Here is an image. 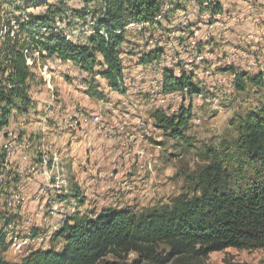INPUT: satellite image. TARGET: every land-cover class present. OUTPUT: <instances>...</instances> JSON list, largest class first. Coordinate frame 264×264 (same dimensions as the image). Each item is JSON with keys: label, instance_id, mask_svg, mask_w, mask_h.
I'll return each instance as SVG.
<instances>
[{"label": "trees", "instance_id": "1", "mask_svg": "<svg viewBox=\"0 0 264 264\" xmlns=\"http://www.w3.org/2000/svg\"><path fill=\"white\" fill-rule=\"evenodd\" d=\"M189 2L196 6L199 17L207 15L210 23L224 13L219 0H0V193L6 192V199L18 190L15 187L20 176L12 171L16 151H24L29 139H34L32 134L25 136L23 128L38 116V96L44 95L35 67L43 61H51L52 66L55 62L70 64L82 73L73 78L75 81L84 83L88 77H100L110 91L124 94L120 56L126 48L130 55L135 51L125 46L128 25L142 30L158 25L161 29L159 20L185 11ZM75 3L79 6H73ZM192 27L179 25L176 32L187 34ZM145 40V49H150L136 53V65L165 63V49L160 44L151 47L150 39ZM198 44L197 51L202 53L205 46L200 41ZM167 68L162 91L179 95L181 105L173 115L157 110L151 119L165 139L188 143L185 133L193 117L192 105L203 90L196 84L197 74L181 62ZM222 72L233 76L232 86L238 93L247 86L264 87V71L255 76L233 68H223ZM85 91L90 95L88 89ZM93 94L105 101L100 93ZM49 98L45 102L47 114ZM186 99L189 104L185 106ZM54 105L55 100L52 108ZM229 125L237 136L205 151V164L192 178L191 197L141 214L128 207L73 212L63 218L47 250H27L17 264H120L129 254L154 264H201L210 255L230 249H264V106L234 115ZM19 141H23L21 145ZM5 145L14 149L10 160ZM47 161L44 178L49 177ZM25 162H29V172L32 167L40 168L42 159ZM7 185L15 190H7ZM74 199L77 207L87 203L79 195ZM7 213L11 220L4 223V231L0 230V247L7 241L10 227L19 224L15 221L17 212ZM108 257L115 261H106ZM0 264L15 263L0 260Z\"/></svg>", "mask_w": 264, "mask_h": 264}, {"label": "rangeland", "instance_id": "2", "mask_svg": "<svg viewBox=\"0 0 264 264\" xmlns=\"http://www.w3.org/2000/svg\"><path fill=\"white\" fill-rule=\"evenodd\" d=\"M219 2L224 13L216 17L218 21L215 23H210V19L204 14L202 15L204 19H201L196 6L189 2L184 6V12L172 15L168 20L158 21L162 22L161 26L164 30H168L163 35L160 29L158 30V25L144 30L132 28V24L128 25L130 29L127 27V45L125 46L135 47L143 40L135 38L130 31L138 32L152 40H154L152 35L154 33L155 37L160 36L158 39L161 42H172L174 40L171 37L176 33L179 25L193 26L192 31L190 29L189 32L187 29L189 33L182 32L178 37L183 38L181 44L176 41L168 47L169 54L173 58L168 67L171 68L181 62L189 72H195L198 75L196 84L203 90L202 96L198 97L192 105L193 117L190 128L185 133L188 143L173 142L165 139L161 132L152 131L149 121L152 120L151 113L159 110L173 115L180 107L182 99L179 95L169 97L170 95L161 90V81L157 80L155 69L150 77L152 80L149 82L150 88L154 91L143 89L147 86V80L140 75L132 77L130 69L136 65V60L127 61L126 56L130 55L126 52L127 48L120 56L124 64L123 83H127L124 94L110 91L106 80L100 77L94 79L88 77L86 82L80 84V81L72 79L66 70L58 71V65L52 67L51 61L40 62L35 67L37 79L42 78L43 81L41 89L44 95L38 101V116L30 119L28 128L18 127L23 128L25 136L32 134L34 138L29 139L24 151L18 148L21 152L17 150L15 154L16 162L12 165V171L20 176L18 188L15 187L18 190L11 192L7 199L6 192L0 193V230L4 231V223L11 220L7 210L17 212L15 221L19 223L8 230L7 241L11 245H7L8 242L4 240V245L0 247V260L17 264L27 250L29 252L47 250L50 247V238L59 229L63 218L73 212H84L85 208H91L93 211L98 209L90 205H85L84 208L74 207L71 203L77 204V202L73 199L68 202L67 197H64L69 195L65 192L71 186H75L73 178L71 182L69 181L71 174L67 171L66 165H62L67 159L65 150L70 147L63 138L67 129L73 131L81 126L90 129L99 128L102 131L101 134H104L102 140H110L114 143L121 141L120 137L131 138L141 131H147L151 136L145 134L144 137L149 138L158 148L155 149L160 154L157 158L158 162L150 163L146 171L142 170L147 173L135 175L136 178L131 181L130 179L120 180L115 175L106 176L102 173L100 181L103 182V186L98 190L99 192L97 191L98 194L95 193L97 198H102L99 204H122L133 212L141 214L170 205L178 198L192 196L194 186L192 178L195 171L205 164L203 158L205 151L219 147L224 139H233L237 136L236 129L229 125L234 115H244L250 110L264 106V87L247 86L244 92L238 93L232 86L233 80L228 79L229 76L222 72L223 68H233L237 72L243 71L255 76L264 71V0H219ZM74 5L79 6V3ZM199 41L205 46L202 47V53L197 51ZM149 44L153 46L154 42ZM55 63L59 64V62ZM165 65L167 63H163L164 68L167 67ZM59 82L67 86L65 90H68L71 99L60 93L64 87L59 88L57 86ZM151 82H157L158 85H151ZM87 89L91 96L86 93L81 96L74 94ZM92 92L100 93L105 101L98 99ZM52 94L55 96H51ZM52 97L55 104H61V108L60 111H54L52 108L54 101H51L47 106L51 108L47 114L45 102L48 98L50 101ZM64 97H68L70 101L65 100ZM147 100L148 102H145ZM188 104L189 101L186 99L185 106ZM71 108H73L72 111H69ZM72 112L77 116H73ZM45 115L48 117L46 118ZM55 117L57 119L52 124V119ZM130 119L137 122V127L140 128L136 131L137 133L131 129L126 131L128 123L131 124V122L124 121ZM9 136L12 137L11 134ZM22 142L18 143L21 145ZM4 151L7 159L10 160L14 155V149L5 145ZM125 151L128 152V150ZM26 156L29 159L25 161L30 160V163L37 162L41 158V167L37 169L32 167L28 172L29 162L23 159ZM47 160H49V177L44 178ZM138 170L136 168V173ZM31 174L39 176L31 181L29 180L32 177ZM37 185H41L39 189ZM7 187L9 191L15 190L13 186L7 185ZM36 188L38 192L34 191ZM112 192L122 193L126 202L112 197ZM15 237L25 243L24 246H18L13 240ZM158 252L163 255V252ZM106 261L115 260L108 257ZM137 262L138 264H154L140 261L137 254L125 256L120 264H137ZM201 264H264V249L257 251L230 249L210 255Z\"/></svg>", "mask_w": 264, "mask_h": 264}, {"label": "crops", "instance_id": "3", "mask_svg": "<svg viewBox=\"0 0 264 264\" xmlns=\"http://www.w3.org/2000/svg\"><path fill=\"white\" fill-rule=\"evenodd\" d=\"M181 12H184V11H177L176 13L171 14L169 16V18L172 15H177V14H180ZM200 18L204 19L203 16H201ZM159 31L162 32L161 34L163 35L168 30H164V28L161 26V29ZM130 32H132L131 34L135 38H140L141 40H143L144 44L146 45L147 42L145 40L146 37H144V35H142L138 32H133V31H130ZM181 33H182L181 31H178L175 34L173 33L174 35L171 38L174 41H172V42H170V41L169 42L168 41L167 42H161L159 40L160 36L158 37L159 38L158 39L157 37H155L154 33L152 34L154 37V40H152V39L149 40V43L152 41L154 42V45L151 47H155L158 44H160V46H162L165 49L166 54H167L165 57V61H164L165 63H167V65H165V66H168L169 63H172V61H173L171 54H169V48H168L169 44L176 42L178 40L177 38L181 35ZM143 42H140L141 44H138V45H141L140 47H138L137 44H135L137 46H135V47L133 46L135 48V51L132 55L126 56L127 61L130 62L132 60L133 61L136 60V62H137L139 56L136 55V53L139 51H142V50L147 51L150 49V47H147L145 49V45L143 44ZM136 47H138V48H136ZM167 49H168V51H167ZM56 65H58L57 66L58 71L63 72L64 70H66L68 72L67 74L72 79L76 78L79 75H82V73L79 70H77L76 68H74L70 64H60L59 65V64L55 63V66ZM168 68H170V66ZM153 69H155V72H157V76H158L157 80L162 81L163 72H164L163 63L159 66H156V65H149V66L134 65L133 69L131 68L130 71H132V74H133L132 77L140 75L142 77L144 76L143 78L145 80H147V82H146L147 86H146V88H143V89L153 90L149 86L150 85L149 82L152 80L150 77L152 74H154ZM140 71H142V72H140ZM143 72H145V74H143ZM241 72H243V71H241ZM53 75H55V74H53ZM230 78L232 81L233 76L230 75L228 79H230ZM72 82H74V80ZM80 84H83V83H80ZM125 84H127V83H124V88L127 86ZM57 86L59 88L64 87V90H60V93L63 96H65V95H67L69 97L71 96L68 93V90H65V89H67L66 85H63L62 83L59 82V83H57ZM148 90H146V91H148ZM83 93L85 94V91L80 92V93L74 92L75 96H78V95L81 96V95H83ZM40 97H43V94L39 95L38 99H40ZM169 97H174V95L169 96ZM53 98L54 97L51 98V100L49 101L47 106L50 105L51 101H54ZM64 99L70 101L71 97H70V99H68V97H64ZM148 100L145 102H148ZM145 102H143V103H145ZM54 106H55L53 108L54 111H60L61 104H59V105L55 104ZM72 109L73 108H71L69 111H72ZM72 115L74 116L76 114L72 112ZM94 115L97 116V114H93V116ZM80 121H82V119ZM149 121L151 124L150 126L152 127V131L155 133H160L161 131L154 128L153 120H149ZM124 122L125 123L131 122V124L128 123V127H127L126 131H129V129H131V131H133V132L140 130V128L137 127L138 126L137 122L134 119H130L129 121H124ZM79 130H81V131H79ZM101 133H102V131L99 128H91L90 129L87 127H84V128L81 127L78 129V131H68L67 130L64 133L63 138H64L66 144L69 143L70 147H68L65 150L67 152V159L65 160L66 163L64 162L62 165H66L67 171L71 174L70 175L71 178H69V181L71 182V180L73 178V180L75 182V186H73V187L71 186V188L65 192V194H69V195L68 196L65 195L64 197H67L66 199L68 200V202H70L71 199L75 200L74 197L76 195H79L81 198H85L87 200L86 205H90L92 208L96 206V208H98V209L94 208V209H96V211H99V210L104 209V208H115V209L125 208L127 206H124L122 204L118 205L117 203L114 205H109V204H104V203L99 204L98 203L102 198H100V197L97 198V195H95V193L98 194V192H99L98 190L100 188H102V186H103V182L100 181V179H101L100 175H102V173L105 174L106 176H108V175L114 176L115 175V177H117L120 180L130 179V181H131V180L136 178L135 175H139L141 173H147V172H143L142 170L146 171L149 168L148 165L152 162L156 164L158 162L157 158L160 157L159 156L160 154L157 150H155L158 148L153 145L152 141L149 138L144 137L145 134H147V136L148 135L151 136V134L147 133V131H141L139 133L136 132L137 134H135V136H133L131 138L128 136L129 134L126 135L128 137H122V138L120 137L121 141H119L118 143L117 142L114 143L113 141H110V140L109 141L108 140L107 141L102 140L104 138L103 137L104 134H101ZM93 149H96V150L93 151ZM125 150H128V152H126ZM136 168L139 169L137 171V173H136ZM125 176H127V177H125ZM32 179H35V178H32ZM32 179H29V180L34 181ZM42 181L44 182V179H42ZM70 185H72V184H70ZM37 187H39V185H37ZM34 191H37V188L34 189ZM111 196L115 197L119 201L126 202V200L123 198L124 195L122 193L117 194L116 192H112ZM95 203H97V204H95ZM71 205H74V207L77 206V204H73V203H71ZM86 209L87 208H85L84 210H86ZM88 209H91V208H88ZM77 211H79V209H77Z\"/></svg>", "mask_w": 264, "mask_h": 264}, {"label": "bare ground", "instance_id": "4", "mask_svg": "<svg viewBox=\"0 0 264 264\" xmlns=\"http://www.w3.org/2000/svg\"><path fill=\"white\" fill-rule=\"evenodd\" d=\"M143 26H144V25L142 24V25H140L139 27L141 28V27H143ZM132 28H135V27L132 26ZM159 82H160V81H159ZM155 84H156V86L158 85L157 82H156V83H155V82H151V85H155ZM96 120H98V119L96 118ZM71 123H72V122H71ZM73 124L75 125L76 122L74 121ZM72 126H73V125H72ZM72 126H71V127H72ZM17 234H18V233H17ZM10 236H11V235H10ZM17 236H18V235H17ZM11 240H12V239H11ZM13 240L16 241V243L18 244V246H22V245L24 246V244H25V243L21 242L20 239H18V238H16V237H15ZM12 243H14V242L12 241ZM20 250H21V249H20ZM22 250H23V249H22ZM23 252H24V251H23Z\"/></svg>", "mask_w": 264, "mask_h": 264}, {"label": "built area", "instance_id": "5", "mask_svg": "<svg viewBox=\"0 0 264 264\" xmlns=\"http://www.w3.org/2000/svg\"><path fill=\"white\" fill-rule=\"evenodd\" d=\"M128 29H130V27H128ZM196 39H199V37H196ZM81 127H82V126H81ZM81 127H80V128H81ZM17 249H18V247H17ZM25 252H26V250H25Z\"/></svg>", "mask_w": 264, "mask_h": 264}]
</instances>
